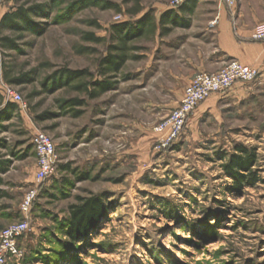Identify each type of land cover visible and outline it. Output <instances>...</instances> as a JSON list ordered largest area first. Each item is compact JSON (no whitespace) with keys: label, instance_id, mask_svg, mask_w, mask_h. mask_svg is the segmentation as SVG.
I'll use <instances>...</instances> for the list:
<instances>
[{"label":"rangeland","instance_id":"obj_1","mask_svg":"<svg viewBox=\"0 0 264 264\" xmlns=\"http://www.w3.org/2000/svg\"><path fill=\"white\" fill-rule=\"evenodd\" d=\"M180 4L0 0V23L7 13L36 7L30 29L0 26V36L16 45H0V231L30 222L19 239L21 255L5 264H264V101L251 100L242 112L225 108L210 122H193V114L167 147L154 130L181 97L187 49L196 40L180 52L167 47L178 40L177 24L186 26L180 32L196 31L189 27L201 23L207 8L200 4L163 26L161 14ZM136 7L142 11L133 15ZM148 14L154 35L131 42L137 49L124 67L102 75L100 63L118 43L114 25ZM65 69L89 70L94 80L113 85L92 98L74 89L77 80L61 85L67 78L52 77ZM7 72L29 78L14 84ZM8 89L24 101L11 116L3 111ZM72 98L81 105L61 115L59 100ZM38 130L57 144L59 159L54 175L39 184L32 174ZM237 146L255 153L256 182L239 184L229 172ZM31 188L38 196L24 214L20 206ZM89 198L104 202L102 217L72 240L66 232L71 206Z\"/></svg>","mask_w":264,"mask_h":264},{"label":"crops","instance_id":"obj_2","mask_svg":"<svg viewBox=\"0 0 264 264\" xmlns=\"http://www.w3.org/2000/svg\"><path fill=\"white\" fill-rule=\"evenodd\" d=\"M200 4L207 8H204L205 12L201 15V23H193L189 27L196 31L190 29L187 32H180L181 29L186 30V26L177 24L176 39L178 40H172L171 45L167 47L180 52L185 45L190 44L191 39L196 40V43L187 49L189 67L182 76L184 88L176 106L183 98L184 89L192 77L198 72H217L228 60L235 59L243 64L257 67L259 75L256 81L238 82L227 92L213 93L196 108L192 119L193 122L197 120L198 123L204 117L208 118L209 122L218 119L225 108L242 112V108L248 107L251 100L255 105L264 101V41L251 39L255 27L264 23V0H239L234 9L221 0H184L179 9H166L161 14L159 22L165 14L163 26L179 22L184 12L192 13ZM32 149L36 159L32 174L36 179L38 159L35 148Z\"/></svg>","mask_w":264,"mask_h":264},{"label":"trees","instance_id":"obj_3","mask_svg":"<svg viewBox=\"0 0 264 264\" xmlns=\"http://www.w3.org/2000/svg\"><path fill=\"white\" fill-rule=\"evenodd\" d=\"M89 1H91V3L95 2V0ZM106 5L114 6L110 2H107ZM35 8L36 7L27 10L21 7L15 12L7 13L5 18L0 23V26L2 25L4 27L5 25H8L17 29H30L29 12L34 11ZM141 11L142 9L136 7L132 9V14L137 15ZM165 15L162 16L160 20L161 23L165 21L163 19ZM156 26L157 25L153 20V15L149 14L137 19L135 23L122 22L121 24L114 25V31L116 32L118 43L112 44L110 46L108 55L102 59L100 63L101 74L107 76L109 73H118L121 68L124 67V64L129 60V52L137 49L136 47L130 45V43L134 40H137V38L146 36L147 34L152 37L156 31ZM0 45L4 49L16 47L14 41L9 36H0ZM7 75H9V72L6 73V76ZM28 76V74H23L21 77L7 76V78L11 83L19 85L23 82V80L28 79ZM52 77L55 78V80L61 79V81L67 78V81H65V83H61V85L69 84L70 82L77 80L76 83L73 84L74 89L77 92L88 94L92 98L102 94L108 90L107 88H110V86L113 85L112 82L106 79L94 80L93 73H91L89 70L72 71L65 69L64 71L55 73ZM1 99L2 97L0 96V100ZM81 103L82 99L80 100L77 98L59 100V105L62 109L61 115H64V113H66V111L71 109L73 106L81 105ZM17 110L18 103L8 100L3 111H6V113L11 116ZM79 113V111L75 112L76 115H79ZM254 163L255 153L245 146H237L234 154H232L230 158V164L227 166V168L229 169V172H231L236 178V182L239 184H241L242 180L245 179L250 182H256L258 179L255 171L250 172ZM241 171H249L250 174L244 175ZM104 206V202L101 201L100 198L85 199L82 205L71 206V218L66 231L69 237H71L72 240L85 237L90 228L99 224Z\"/></svg>","mask_w":264,"mask_h":264},{"label":"built area","instance_id":"obj_4","mask_svg":"<svg viewBox=\"0 0 264 264\" xmlns=\"http://www.w3.org/2000/svg\"><path fill=\"white\" fill-rule=\"evenodd\" d=\"M184 0H176L180 4ZM230 8H236L239 0H221ZM253 41H264V23L257 25L251 34ZM259 75L258 68L243 64L238 60H228L217 72H198L185 87L183 98L171 110L168 116L155 125L154 130L160 134V146L167 147L183 132L186 123L196 111V108L212 96L213 93H224L238 82H253ZM8 100L21 104L23 96L13 89L7 90ZM36 151L37 171L36 182L39 184L54 175L58 164L57 144L48 133L38 130L32 137ZM38 196L37 189L31 188L25 193L21 211L26 214L34 205ZM30 229V222L25 220L12 223L0 231V264H5L8 258L21 255L19 239Z\"/></svg>","mask_w":264,"mask_h":264}]
</instances>
